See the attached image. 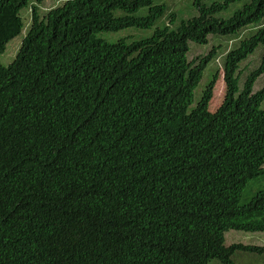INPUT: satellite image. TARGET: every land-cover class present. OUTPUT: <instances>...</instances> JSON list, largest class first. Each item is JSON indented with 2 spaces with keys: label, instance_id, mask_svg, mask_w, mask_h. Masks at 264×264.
Returning <instances> with one entry per match:
<instances>
[{
  "label": "trees",
  "instance_id": "1",
  "mask_svg": "<svg viewBox=\"0 0 264 264\" xmlns=\"http://www.w3.org/2000/svg\"><path fill=\"white\" fill-rule=\"evenodd\" d=\"M0 0V264H264V56L240 91L242 61L264 45V0H193L197 14L127 43L99 33L151 30L157 0ZM148 7L145 15H135ZM30 10V21L22 10ZM119 11V13H117ZM248 36L242 38L245 32ZM234 40L207 65L189 43ZM215 67L211 68V71Z\"/></svg>",
  "mask_w": 264,
  "mask_h": 264
},
{
  "label": "rangeland",
  "instance_id": "2",
  "mask_svg": "<svg viewBox=\"0 0 264 264\" xmlns=\"http://www.w3.org/2000/svg\"><path fill=\"white\" fill-rule=\"evenodd\" d=\"M213 0H208V2H211ZM216 1H224V0H216ZM250 0H235L230 3V6L228 9L224 10L220 16L228 18L233 15V13L240 9L245 3L249 2ZM64 0H46L45 3L40 4L39 10L41 13H45L48 9L51 7H54L58 4L63 3ZM157 3L164 4L165 5V13L163 16H161L157 21L153 29L151 30H134V29H128V30H120L118 32L113 33H99L97 34V38H100L108 43H116L118 41L124 40L127 43H130L132 41H136L142 38H146L148 36H151L156 28H165L166 25L169 24V20L171 18V15H175V19L173 21L172 29H175L180 19L182 18H189L197 14V10L193 5V0H157ZM149 11L148 7H143L139 9L135 15H145ZM119 13V11L117 12ZM22 15L24 21L26 20V24H29L30 21V10L28 8H24L22 10ZM248 36V31L245 32V34L242 36V38H246ZM24 34L19 35L12 41H10L6 47V51L3 55L0 56V62L3 66H9L17 56V53L19 51V48L21 47V44L23 42ZM237 42L234 40H230L227 43V40H214L211 41L208 45L199 46L193 43H189V52L187 54V57L189 58V61L196 58V57H203L205 55H208L210 53V50H212V47L214 45H221L228 48L227 49H220L219 51V57L216 59V64H214L213 61H211L204 73L202 80L200 81L197 89L195 90V97L194 102L197 97H199L200 91L203 89L205 84L208 82L210 78V73H214L216 69H219L220 71V78L218 82L216 83L215 87V95H213L212 100L210 101V109L214 110L217 108V106L221 105L224 98H225V83L223 81L224 72L222 70V56L224 53H226L230 48L234 46V44ZM264 56V45H260L255 52L250 55L246 60L242 61L240 64L239 70L237 72L240 73L239 77V86L240 91L244 88V83L246 82V78L253 73L255 70H257L260 67L262 58ZM214 68L213 71H211V68ZM264 87V75L258 79V81L255 84V90H260ZM264 188V175L252 179L244 189L243 195H242V201L243 203L248 202L251 200L253 195L259 190ZM261 223H264V217H261ZM243 242L245 244H264V235L262 236H248L244 233H232L228 235V241L227 245H231L233 243H239ZM247 256L243 257V262H248Z\"/></svg>",
  "mask_w": 264,
  "mask_h": 264
},
{
  "label": "crops",
  "instance_id": "3",
  "mask_svg": "<svg viewBox=\"0 0 264 264\" xmlns=\"http://www.w3.org/2000/svg\"><path fill=\"white\" fill-rule=\"evenodd\" d=\"M237 264H247V262H243V259H241L240 262Z\"/></svg>",
  "mask_w": 264,
  "mask_h": 264
}]
</instances>
